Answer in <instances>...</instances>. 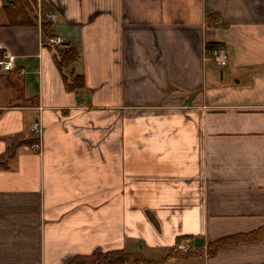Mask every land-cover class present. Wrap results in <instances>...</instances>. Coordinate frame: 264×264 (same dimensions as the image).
<instances>
[{
    "label": "crops",
    "instance_id": "1",
    "mask_svg": "<svg viewBox=\"0 0 264 264\" xmlns=\"http://www.w3.org/2000/svg\"><path fill=\"white\" fill-rule=\"evenodd\" d=\"M44 1L80 57L60 67L35 19L10 23L0 0L15 56L0 70V156L42 125L40 151L0 164V264L116 248L149 264H264V230L208 251L264 226V0ZM178 242L191 253L168 255Z\"/></svg>",
    "mask_w": 264,
    "mask_h": 264
},
{
    "label": "trees",
    "instance_id": "2",
    "mask_svg": "<svg viewBox=\"0 0 264 264\" xmlns=\"http://www.w3.org/2000/svg\"><path fill=\"white\" fill-rule=\"evenodd\" d=\"M37 0H4L3 9L10 16V23L12 24H32L34 22L38 23L37 18ZM42 19H41V35L42 42L46 45H58V65L60 67H68L73 64L80 57V49L74 45H64L65 42L59 44H50L48 43L50 39L57 36L55 25L46 18V13L54 11L51 5L46 1H41L40 4ZM34 11V15H30V11ZM215 46H221L217 42H209L206 44L207 52L209 53L210 49ZM84 85V76L82 74H72L69 87L72 89L81 87ZM34 100V99H33ZM36 136L32 134L31 138H22L15 136L13 138L12 147L3 155L0 156V164H6L8 158L13 156L15 149L18 146H21L25 143L31 144L36 141ZM264 230V226L259 229H256L253 232L247 234H232L222 236L214 241H212L208 246V251L214 253L219 247L227 245L233 242H237L243 239L254 238ZM180 241V240H179ZM179 243V242H178ZM191 249L187 252H183L185 255L191 253ZM181 254V251L177 249V245L174 248H171L168 255ZM133 254L126 250L125 248H116L110 250H101L96 249L92 253L78 255L74 257L70 264H128ZM167 255L164 257L166 259ZM148 261V260H147ZM150 261V260H149Z\"/></svg>",
    "mask_w": 264,
    "mask_h": 264
},
{
    "label": "built area",
    "instance_id": "3",
    "mask_svg": "<svg viewBox=\"0 0 264 264\" xmlns=\"http://www.w3.org/2000/svg\"><path fill=\"white\" fill-rule=\"evenodd\" d=\"M41 7L38 8V23L41 24V17H42ZM46 18L51 21L52 23H55L57 14L55 11L47 12ZM63 39L60 36H56L48 43L50 44H59L62 43ZM3 45L0 43V70L3 71H9L13 70L15 67L14 60L15 56L8 52L3 51ZM209 57L219 66L224 67L227 65L229 60V52L226 48L221 46H215L210 49L209 51ZM31 131L36 136V141L32 142L30 145H27L30 149H33L35 151H40L42 149V125L40 124L38 120V116L35 115L33 122L31 124ZM177 249L181 252H187L191 249L190 243L180 242L177 244Z\"/></svg>",
    "mask_w": 264,
    "mask_h": 264
},
{
    "label": "rangeland",
    "instance_id": "4",
    "mask_svg": "<svg viewBox=\"0 0 264 264\" xmlns=\"http://www.w3.org/2000/svg\"><path fill=\"white\" fill-rule=\"evenodd\" d=\"M39 6H37V12H36L37 15H38ZM37 18H39V17L37 16ZM41 18H43V17H41ZM149 260L150 259H148L146 256L143 255V252H135L133 254L132 258L130 259V261L128 262V264H149ZM150 261H154V260L151 259Z\"/></svg>",
    "mask_w": 264,
    "mask_h": 264
}]
</instances>
